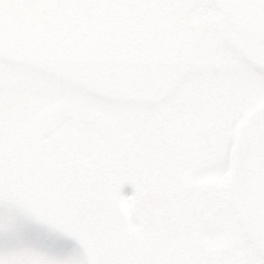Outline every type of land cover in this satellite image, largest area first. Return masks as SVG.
<instances>
[{
    "label": "snow or ice",
    "instance_id": "6c2138e0",
    "mask_svg": "<svg viewBox=\"0 0 264 264\" xmlns=\"http://www.w3.org/2000/svg\"><path fill=\"white\" fill-rule=\"evenodd\" d=\"M0 264H264V0H0Z\"/></svg>",
    "mask_w": 264,
    "mask_h": 264
}]
</instances>
